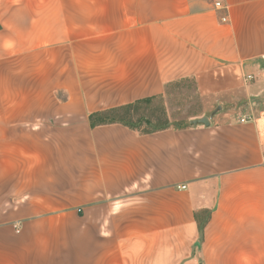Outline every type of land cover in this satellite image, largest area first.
Wrapping results in <instances>:
<instances>
[{"label": "crops", "instance_id": "obj_1", "mask_svg": "<svg viewBox=\"0 0 264 264\" xmlns=\"http://www.w3.org/2000/svg\"><path fill=\"white\" fill-rule=\"evenodd\" d=\"M18 1L0 0V53L34 54L36 99L61 93L51 114L80 118L64 128L85 140L61 161L0 139V264H264V53L242 57L213 5L190 0ZM181 80L207 101L193 120L220 107L208 127H91L89 116Z\"/></svg>", "mask_w": 264, "mask_h": 264}, {"label": "rangeland", "instance_id": "obj_2", "mask_svg": "<svg viewBox=\"0 0 264 264\" xmlns=\"http://www.w3.org/2000/svg\"><path fill=\"white\" fill-rule=\"evenodd\" d=\"M4 1L10 3V0ZM190 3L195 9H200L205 5L207 8L210 6L211 9L213 5V10L217 11L220 24L229 25L231 32L234 33L232 35L234 36L233 40L237 41L242 57L264 53V0H190ZM216 3L220 4V9L215 8L214 4ZM19 4L20 1L15 0L9 7H15ZM95 7L100 9L101 5H95ZM41 8L43 12L53 11L54 5H44ZM77 9L85 12V4H78ZM227 12L230 13V16ZM223 18L225 21H222ZM36 61L37 58L34 57V54L0 53V109L8 108L14 111V116L10 118V122L5 117L0 116V126L4 124V131L5 125H7V131L3 134L0 133V139L8 136L14 142H30V145L35 148L31 149V152H51L55 155L57 153L61 161L69 160L70 141L85 140V138L81 134H78L79 137L77 138L76 134L67 132L64 127L71 123L80 125L81 119L74 118L71 120L66 115L67 112L59 115L51 114L50 110L53 106L50 105H58L63 102L64 97L59 92L53 91L58 103L54 100L42 103L36 99L35 96L44 91L42 84H38V70H44L40 66L37 67ZM80 73H85V71L82 70ZM45 87L49 92L54 88L53 85L47 84ZM6 97L8 100H5ZM27 98H29L30 108H28ZM34 98L35 100H33ZM206 102L205 99L197 95L192 80H181L165 86L164 93L157 98L138 104L132 103L131 107L127 105V107L115 111L103 112L97 119L98 121L100 119L122 121L133 125L135 129L140 131H153L163 126L180 127L198 117L205 109ZM52 126L59 129L52 132ZM51 141L57 142L59 145L63 143V147L55 151L54 147L47 148L46 143ZM38 143L41 148H36ZM19 152L21 150L15 149V156H18L17 153ZM32 157L34 156L31 154ZM35 161L37 162V160ZM20 168L15 170L13 181L9 182L8 187L9 194L12 196L11 199L15 204L22 199ZM27 184L30 186L29 182ZM4 185L6 184L4 183ZM54 193L57 195L59 190ZM35 198L30 197L31 200H36Z\"/></svg>", "mask_w": 264, "mask_h": 264}, {"label": "trees", "instance_id": "obj_3", "mask_svg": "<svg viewBox=\"0 0 264 264\" xmlns=\"http://www.w3.org/2000/svg\"><path fill=\"white\" fill-rule=\"evenodd\" d=\"M147 100H149V99H147ZM147 100H139V101H136V102H134V104H138V103H142V102H146ZM131 104H129L128 105V107H131L130 106ZM125 107H127V106H125ZM111 111H115V110H111ZM100 116V114H93V115H91V116H89V122H90V125H91V127H95V126H98V125H104V124H111V123H115V122H117V121H104V120H99L98 121V117ZM120 124H122L123 126H125V127H128V128H130V129H135L134 127H133V125H131V124H129V123H125V122H122V121H118ZM165 127H167V126H163V127H158V128H156L155 130H160V129H163V128H165ZM144 133H148V131H144Z\"/></svg>", "mask_w": 264, "mask_h": 264}, {"label": "water", "instance_id": "obj_4", "mask_svg": "<svg viewBox=\"0 0 264 264\" xmlns=\"http://www.w3.org/2000/svg\"><path fill=\"white\" fill-rule=\"evenodd\" d=\"M220 110V107L218 106L209 116V118H201V119H196V120H192L190 121V125L191 126H197V125H202L205 127L209 126V120Z\"/></svg>", "mask_w": 264, "mask_h": 264}, {"label": "built area", "instance_id": "obj_5", "mask_svg": "<svg viewBox=\"0 0 264 264\" xmlns=\"http://www.w3.org/2000/svg\"><path fill=\"white\" fill-rule=\"evenodd\" d=\"M214 6H215L216 9H220L221 8L219 3L214 4ZM222 21H225V18H223ZM247 79H252V76H247ZM240 122L243 123L244 119H241Z\"/></svg>", "mask_w": 264, "mask_h": 264}]
</instances>
